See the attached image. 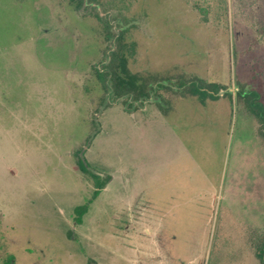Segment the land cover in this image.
I'll list each match as a JSON object with an SVG mask.
<instances>
[{
	"label": "rangeland",
	"instance_id": "obj_1",
	"mask_svg": "<svg viewBox=\"0 0 264 264\" xmlns=\"http://www.w3.org/2000/svg\"><path fill=\"white\" fill-rule=\"evenodd\" d=\"M107 21L169 88L145 111L96 77ZM258 91L264 0H0V264H261Z\"/></svg>",
	"mask_w": 264,
	"mask_h": 264
},
{
	"label": "trees",
	"instance_id": "obj_2",
	"mask_svg": "<svg viewBox=\"0 0 264 264\" xmlns=\"http://www.w3.org/2000/svg\"><path fill=\"white\" fill-rule=\"evenodd\" d=\"M77 1L78 5L81 4H91L95 0H72ZM96 10V8L94 7ZM97 18L103 21V18L100 17L99 13H97ZM103 23V22H102ZM106 26V40L108 41L107 49L103 53V61L106 60V64L101 65V69H96V77L98 80L101 81V84L105 90L111 89L113 96L115 98H134L135 100L141 99H148L151 95V86L146 78L140 76L139 74H134L129 70L128 63H129V52L127 50L126 43H124V34L125 30H123L122 26H119L120 31L116 34L109 24V21L104 22ZM187 85V86H186ZM181 87L187 88L190 87L189 84L183 82ZM221 86L220 85H213L211 88L209 86L204 87L201 83H198V88L196 92L193 94L197 95L200 101L204 102L206 99L210 100H217L220 96ZM262 93L260 91L253 92L250 94L252 99L257 100L256 96H260ZM263 94L261 95V99H263ZM252 103V102H250ZM254 105V104H253ZM257 106V105H256ZM264 114L260 115L259 119L261 123L264 125ZM80 150L75 152L76 156V163L79 170L89 175L94 183L95 190L93 192L92 200L96 199L101 191L106 187L108 182L110 181V177H101L99 175L94 174L89 169V165L81 158ZM92 201L85 203L84 205L77 206L75 208V213L77 217L75 221L77 224L82 222V217L88 212L89 205ZM258 259L260 260L261 264H264V243L261 244L257 253ZM5 264H13L12 261H7Z\"/></svg>",
	"mask_w": 264,
	"mask_h": 264
},
{
	"label": "flooded vegetation",
	"instance_id": "obj_3",
	"mask_svg": "<svg viewBox=\"0 0 264 264\" xmlns=\"http://www.w3.org/2000/svg\"><path fill=\"white\" fill-rule=\"evenodd\" d=\"M104 17V16H103ZM128 67H129V64H128ZM184 82V81H183ZM181 82L180 85H179V89H182V90H186L185 88L181 87V84L183 83ZM150 84V83H149ZM188 84V83H187ZM151 86V95H150V98L148 99H141V100H135L134 98H125L127 101H131V103L129 102V104L127 106H130L129 108L132 107V112L131 113H136V112H140V111H145L146 109L144 108L146 105V102L150 101V99L152 98V95L155 94L157 92V89L158 88H162V89H166L168 90L169 88L168 87H165V86H161L160 84V81H157V83H154V84H150ZM225 89V88H224ZM245 92V91H244ZM246 94V93H245ZM115 98V97H114ZM118 99V98H116ZM128 108V109H129Z\"/></svg>",
	"mask_w": 264,
	"mask_h": 264
},
{
	"label": "water",
	"instance_id": "obj_4",
	"mask_svg": "<svg viewBox=\"0 0 264 264\" xmlns=\"http://www.w3.org/2000/svg\"><path fill=\"white\" fill-rule=\"evenodd\" d=\"M220 94V93H219Z\"/></svg>",
	"mask_w": 264,
	"mask_h": 264
}]
</instances>
